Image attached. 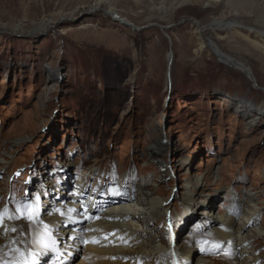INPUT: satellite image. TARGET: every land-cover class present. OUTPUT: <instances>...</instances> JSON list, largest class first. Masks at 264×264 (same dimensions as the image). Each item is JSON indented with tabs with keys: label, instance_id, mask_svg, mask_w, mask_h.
Segmentation results:
<instances>
[{
	"label": "rangeland",
	"instance_id": "obj_1",
	"mask_svg": "<svg viewBox=\"0 0 264 264\" xmlns=\"http://www.w3.org/2000/svg\"><path fill=\"white\" fill-rule=\"evenodd\" d=\"M99 1L94 9L97 0H0V205L20 210L41 187L55 190L53 181L68 192L83 171L88 190L135 172L164 189L159 196L186 225L176 242L201 211L184 209L189 178L202 182L214 212L237 197L242 213L243 193L255 194L264 227V112H256L264 55L244 29L201 33L196 24L264 29V0ZM209 38L256 81L203 48ZM254 245L264 255L262 236ZM198 254L195 264L210 262ZM213 255L229 264L228 254Z\"/></svg>",
	"mask_w": 264,
	"mask_h": 264
},
{
	"label": "bare ground",
	"instance_id": "obj_2",
	"mask_svg": "<svg viewBox=\"0 0 264 264\" xmlns=\"http://www.w3.org/2000/svg\"><path fill=\"white\" fill-rule=\"evenodd\" d=\"M100 4L97 0L93 8ZM196 24L201 33L207 29L217 33L244 29L241 36L248 46L264 55V29L245 27L234 19ZM205 45L221 63L244 71L256 81L251 68L224 52L217 42L209 38L202 47ZM236 108L245 113L254 110L247 102H238ZM263 110L261 106L256 112L262 114ZM159 148V143L153 144L149 154L154 156ZM86 174L83 171L80 180L84 181L76 188H67L68 192L64 183L54 181L55 190L41 187L20 210L0 205V264H195L192 258L197 253L198 259L210 257L208 264H219L213 255L216 251L228 254L225 258L230 259L229 264H264V255L254 245L257 237L264 239V227L257 222L255 194L243 193L247 205L242 213L237 197L228 208L214 212L202 182L187 179L184 209L199 206L201 211L190 219L189 226L187 223L188 235L179 243L176 237L186 225L159 196L164 189L155 188L152 177L144 176L138 182L136 173L130 172L123 179L110 180L109 187L97 185L88 190ZM43 195L50 198L47 204L41 201ZM201 233L211 238L210 244L197 241Z\"/></svg>",
	"mask_w": 264,
	"mask_h": 264
},
{
	"label": "water",
	"instance_id": "obj_3",
	"mask_svg": "<svg viewBox=\"0 0 264 264\" xmlns=\"http://www.w3.org/2000/svg\"><path fill=\"white\" fill-rule=\"evenodd\" d=\"M161 28H163V29H165V28H167V27H165V26H160ZM136 29H140V28H138V27H135Z\"/></svg>",
	"mask_w": 264,
	"mask_h": 264
}]
</instances>
